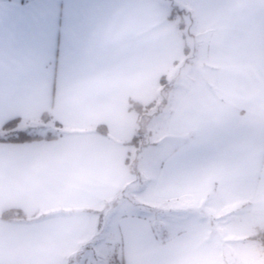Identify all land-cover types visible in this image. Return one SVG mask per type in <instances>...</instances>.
<instances>
[{
  "label": "crops",
  "instance_id": "0c3cea01",
  "mask_svg": "<svg viewBox=\"0 0 264 264\" xmlns=\"http://www.w3.org/2000/svg\"><path fill=\"white\" fill-rule=\"evenodd\" d=\"M165 1L0 0V129L14 119L16 129H55L0 141V213L25 214L0 217V264H81L131 180L130 102L156 100L160 77L187 55L185 33L203 69L173 82L167 130L177 141L157 159L154 219L125 208L115 220L121 264H258L264 0H182L173 14ZM211 195L228 206L223 219L179 208Z\"/></svg>",
  "mask_w": 264,
  "mask_h": 264
},
{
  "label": "rangeland",
  "instance_id": "374dc122",
  "mask_svg": "<svg viewBox=\"0 0 264 264\" xmlns=\"http://www.w3.org/2000/svg\"><path fill=\"white\" fill-rule=\"evenodd\" d=\"M165 4L171 14L179 11V8L186 9L182 0H166ZM173 5H176V7ZM173 8H175V11ZM186 17V15H182L183 19L188 20ZM186 28L184 27L183 30H186ZM185 36L186 44L189 46V51L187 52V55L181 57L179 60L180 63H178L179 65L176 69L173 68L172 72L170 71L169 73H165L166 81H168L166 90H160L159 92L158 86L155 100L156 102L152 106L153 108L151 107L147 109L146 118H148V120L140 129L139 137L131 147V153L129 155L131 161L130 166L132 168L130 183L127 184L125 190H123L114 200L115 202L113 206L110 205L108 212L106 213L107 215L104 216L103 214L101 216L99 220V228L96 226L91 233L90 238L87 239V242L90 243H93L94 240H102L100 244L95 243L98 249L95 251L92 249L93 246L85 249L83 245L84 256L80 259L81 264H84L86 259L90 260L92 264H121V243L118 236V230L115 227V220L118 215L123 213V210L124 213L126 212L125 208L139 213H144L146 216H150L154 219L153 215L156 214L155 207L157 204L153 199V187L159 164V160L157 159L160 158V155L163 156L165 152H168L170 147L174 145L175 141H177L176 138H172L169 135L167 130L171 100L173 99L175 92L174 81L176 80V83L180 82L179 84H181L182 80L185 83L193 78L196 79L198 78L197 75L200 73L199 70L203 69L197 60L196 48L198 42H193V40H191V35L185 33ZM197 63L199 64V70L194 69ZM54 130V127H44L38 128L37 132L40 134H50ZM211 196L213 197V195ZM201 200L202 198L200 197L195 199L193 202H188V204L191 203L190 207H187L185 203L181 202V206L179 208H189V210L195 211L194 213L199 211L200 213L205 214V216L208 215L210 220L223 219L226 216L228 206L218 197H213L208 204L205 201L204 203L203 201L201 203ZM134 205L136 208H134ZM175 208H177L176 205L172 206V209ZM169 209H171V207H165L166 216L169 214ZM173 213L175 214V212ZM239 219L240 221L242 220L241 216L233 217V220H236V224H238L239 221L237 220ZM112 220L114 221V225L112 224ZM105 224L108 226L112 225L113 237H111V239L107 238L104 230ZM243 226L246 229L248 228L245 224V220H242L241 222L240 227ZM256 231H258L255 236L257 237V255L259 258L257 259V262L258 264H264V242L258 236V234L263 230Z\"/></svg>",
  "mask_w": 264,
  "mask_h": 264
},
{
  "label": "trees",
  "instance_id": "16d2710c",
  "mask_svg": "<svg viewBox=\"0 0 264 264\" xmlns=\"http://www.w3.org/2000/svg\"><path fill=\"white\" fill-rule=\"evenodd\" d=\"M173 10L175 11V8H173ZM177 12H180V11H177ZM179 27H181V28L185 27V21L182 24H180ZM183 36H185V35H183ZM184 48H185V53H187L189 46L185 45ZM175 64H176V62H175ZM167 82L168 81H166V76H165V74H163L159 79V92H160V90L161 91L166 90ZM155 102L156 101H153V102L146 104V105L138 104V103L133 102V101L130 102V108L137 112L139 121L137 123L136 133H135L133 139H131L129 141V143H134L138 139L140 129L146 124V121L148 120V118H146L147 117L146 111H147V109L151 108L155 104ZM47 117L49 118L50 114L49 113H43L41 115L40 119L42 122L46 123L47 121H49ZM14 120H15V123L12 124L11 126H9V122L12 120L6 122L2 126V128L0 129V141L22 142V141H28L31 139L39 138L41 136L37 132V129L39 127L35 128L33 126V127H28L26 129H16L15 125L17 123V120L16 119H14ZM98 130H100L103 133H106V131L103 127H99ZM50 135L51 134H46L45 136H50ZM23 215H25V214L21 210L15 209V208L7 209V210L0 213V217L7 219V220H12L16 217H21ZM258 236L264 242V230L261 233H259Z\"/></svg>",
  "mask_w": 264,
  "mask_h": 264
},
{
  "label": "snow or ice",
  "instance_id": "6c2138e0",
  "mask_svg": "<svg viewBox=\"0 0 264 264\" xmlns=\"http://www.w3.org/2000/svg\"><path fill=\"white\" fill-rule=\"evenodd\" d=\"M21 4H23V3H21ZM14 123H15V120L10 121L9 122V126H11ZM97 226L99 228V219L97 220ZM104 230L108 231V225L107 224H105V229ZM101 242H102V240H94V243H96V244H100ZM84 248L85 249L91 248V244L86 241L85 244H84Z\"/></svg>",
  "mask_w": 264,
  "mask_h": 264
}]
</instances>
